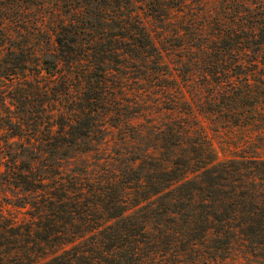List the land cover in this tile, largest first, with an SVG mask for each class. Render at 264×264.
I'll return each mask as SVG.
<instances>
[{
	"label": "trees",
	"instance_id": "trees-1",
	"mask_svg": "<svg viewBox=\"0 0 264 264\" xmlns=\"http://www.w3.org/2000/svg\"><path fill=\"white\" fill-rule=\"evenodd\" d=\"M260 64L264 0H0V264H264V157L209 133Z\"/></svg>",
	"mask_w": 264,
	"mask_h": 264
},
{
	"label": "rangeland",
	"instance_id": "rangeland-1",
	"mask_svg": "<svg viewBox=\"0 0 264 264\" xmlns=\"http://www.w3.org/2000/svg\"><path fill=\"white\" fill-rule=\"evenodd\" d=\"M245 71L246 74L255 75L252 76V81L257 79L256 74H252L255 71L259 72V76L264 77L263 64H260L259 67L248 66ZM249 114L251 115L250 124L245 126V128L237 129L233 135H230V132L227 133V130H224L226 128L225 125L222 126L221 129L215 127L209 129L210 136L220 159L229 157L236 151V145L241 146L247 141L259 147L257 151L264 157V114L255 113L253 111L249 112ZM217 130H220V132H217ZM258 133H260L259 136ZM234 144L236 145L234 146ZM241 263L244 264L245 262L242 260Z\"/></svg>",
	"mask_w": 264,
	"mask_h": 264
}]
</instances>
